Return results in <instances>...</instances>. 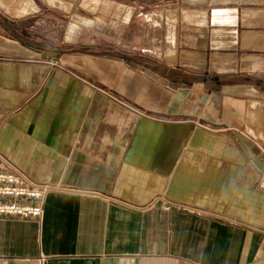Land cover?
Returning a JSON list of instances; mask_svg holds the SVG:
<instances>
[{
  "label": "crops",
  "instance_id": "0c3cea01",
  "mask_svg": "<svg viewBox=\"0 0 264 264\" xmlns=\"http://www.w3.org/2000/svg\"><path fill=\"white\" fill-rule=\"evenodd\" d=\"M0 156L50 186L0 264H264V0H0Z\"/></svg>",
  "mask_w": 264,
  "mask_h": 264
},
{
  "label": "built area",
  "instance_id": "2783aa9c",
  "mask_svg": "<svg viewBox=\"0 0 264 264\" xmlns=\"http://www.w3.org/2000/svg\"><path fill=\"white\" fill-rule=\"evenodd\" d=\"M49 187L0 156V216L40 218Z\"/></svg>",
  "mask_w": 264,
  "mask_h": 264
},
{
  "label": "rangeland",
  "instance_id": "374dc122",
  "mask_svg": "<svg viewBox=\"0 0 264 264\" xmlns=\"http://www.w3.org/2000/svg\"><path fill=\"white\" fill-rule=\"evenodd\" d=\"M143 2L149 3L151 1H159V0H141ZM146 9H150L151 6H143ZM67 17L59 16L57 14L48 13V17L45 20V23L42 26H37L36 32L43 33L44 44H46L49 48H55L63 51H100L103 49H109L110 44H113V38H109L104 36L102 31V26L100 25L101 17L96 21V30L93 32H87L85 29L80 33V35L76 38V40L72 43L66 42L65 38V28L67 23ZM74 19L79 22V24H83L84 26L88 24V17L81 12L74 16ZM93 23V22H92ZM94 42V43H93Z\"/></svg>",
  "mask_w": 264,
  "mask_h": 264
}]
</instances>
